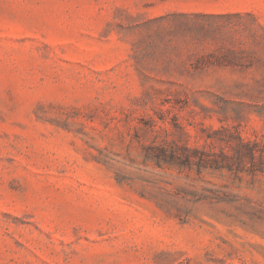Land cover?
Returning <instances> with one entry per match:
<instances>
[{
  "label": "rangeland",
  "instance_id": "obj_1",
  "mask_svg": "<svg viewBox=\"0 0 264 264\" xmlns=\"http://www.w3.org/2000/svg\"><path fill=\"white\" fill-rule=\"evenodd\" d=\"M170 13L240 16L202 59L153 43ZM238 136L264 143V0H0V264H264V174L146 156Z\"/></svg>",
  "mask_w": 264,
  "mask_h": 264
},
{
  "label": "trees",
  "instance_id": "obj_2",
  "mask_svg": "<svg viewBox=\"0 0 264 264\" xmlns=\"http://www.w3.org/2000/svg\"><path fill=\"white\" fill-rule=\"evenodd\" d=\"M239 14H215V13H170L148 22V28L153 34V43L169 46L170 44L185 45L195 50L193 56H199V48L206 50V46L216 41V35L224 28L220 23L223 19H229ZM216 39V40H215ZM208 58L214 54H207ZM205 56L201 57L202 59ZM210 65H213L211 61ZM208 64V63H207ZM209 65V64H208ZM229 142H226L228 145ZM233 154L225 150L215 152L206 147L149 145L146 147L147 158L154 160L159 166H168L181 170H195L201 174L206 170L213 171H239L253 175L264 174V143L257 140L246 141L238 136L236 145L229 144ZM250 160V168L244 161Z\"/></svg>",
  "mask_w": 264,
  "mask_h": 264
}]
</instances>
